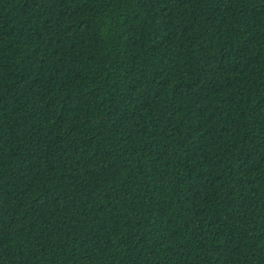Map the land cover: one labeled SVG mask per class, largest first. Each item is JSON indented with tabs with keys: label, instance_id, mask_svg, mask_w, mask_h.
I'll return each mask as SVG.
<instances>
[{
	"label": "trees",
	"instance_id": "trees-1",
	"mask_svg": "<svg viewBox=\"0 0 264 264\" xmlns=\"http://www.w3.org/2000/svg\"><path fill=\"white\" fill-rule=\"evenodd\" d=\"M0 264H264V0H0Z\"/></svg>",
	"mask_w": 264,
	"mask_h": 264
}]
</instances>
